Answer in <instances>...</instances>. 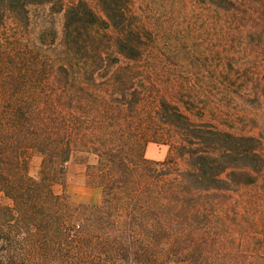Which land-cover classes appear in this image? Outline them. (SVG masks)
Segmentation results:
<instances>
[{
  "label": "trees",
  "instance_id": "1",
  "mask_svg": "<svg viewBox=\"0 0 264 264\" xmlns=\"http://www.w3.org/2000/svg\"><path fill=\"white\" fill-rule=\"evenodd\" d=\"M0 264H264V0H0Z\"/></svg>",
  "mask_w": 264,
  "mask_h": 264
},
{
  "label": "rangeland",
  "instance_id": "2",
  "mask_svg": "<svg viewBox=\"0 0 264 264\" xmlns=\"http://www.w3.org/2000/svg\"><path fill=\"white\" fill-rule=\"evenodd\" d=\"M169 156V150L166 146L159 144H149L145 151V158L154 161L162 162ZM40 160L38 157H34L31 161L29 174L35 177L38 172ZM78 172L77 168H71L67 177L69 182L68 192L70 200L74 204H86L92 205L98 203L100 199V192L96 189L87 188L74 183L75 174ZM55 192L60 193L62 188L60 186L54 187Z\"/></svg>",
  "mask_w": 264,
  "mask_h": 264
}]
</instances>
